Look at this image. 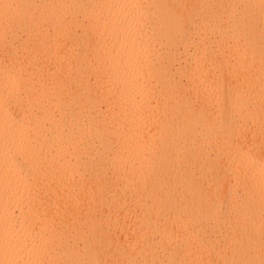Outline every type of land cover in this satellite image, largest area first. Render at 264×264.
I'll use <instances>...</instances> for the list:
<instances>
[{"label": "bare ground", "instance_id": "6f19581e", "mask_svg": "<svg viewBox=\"0 0 264 264\" xmlns=\"http://www.w3.org/2000/svg\"><path fill=\"white\" fill-rule=\"evenodd\" d=\"M0 264H264V0H0Z\"/></svg>", "mask_w": 264, "mask_h": 264}]
</instances>
